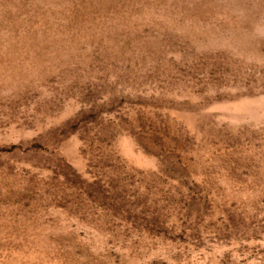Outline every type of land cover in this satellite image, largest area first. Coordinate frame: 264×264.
I'll list each match as a JSON object with an SVG mask.
<instances>
[{
    "label": "rangeland",
    "instance_id": "374dc122",
    "mask_svg": "<svg viewBox=\"0 0 264 264\" xmlns=\"http://www.w3.org/2000/svg\"><path fill=\"white\" fill-rule=\"evenodd\" d=\"M0 264H264V0H0Z\"/></svg>",
    "mask_w": 264,
    "mask_h": 264
}]
</instances>
